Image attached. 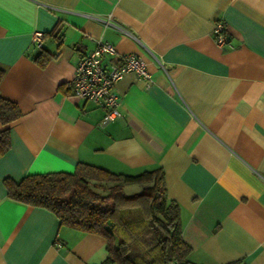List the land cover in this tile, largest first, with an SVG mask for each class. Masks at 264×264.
Segmentation results:
<instances>
[{
    "label": "crops",
    "instance_id": "0c3cea01",
    "mask_svg": "<svg viewBox=\"0 0 264 264\" xmlns=\"http://www.w3.org/2000/svg\"><path fill=\"white\" fill-rule=\"evenodd\" d=\"M97 39L141 57L151 78L117 81L120 117L102 126V106L71 96ZM0 69V95L21 111L0 155V264L105 259L100 236L6 194L5 179L78 163L124 175L161 168L190 264H264V0H0Z\"/></svg>",
    "mask_w": 264,
    "mask_h": 264
},
{
    "label": "trees",
    "instance_id": "16d2710c",
    "mask_svg": "<svg viewBox=\"0 0 264 264\" xmlns=\"http://www.w3.org/2000/svg\"><path fill=\"white\" fill-rule=\"evenodd\" d=\"M46 61L38 63L43 67ZM3 75L0 69V81ZM20 116L17 104L0 95V124L6 126L0 131V155L10 148L7 125ZM130 185L139 190L126 194ZM4 186L11 200L45 209L60 225L103 238L106 257L99 264H190L179 206L166 196L161 168L124 175L78 163L73 172L5 179Z\"/></svg>",
    "mask_w": 264,
    "mask_h": 264
},
{
    "label": "built area",
    "instance_id": "2783aa9c",
    "mask_svg": "<svg viewBox=\"0 0 264 264\" xmlns=\"http://www.w3.org/2000/svg\"><path fill=\"white\" fill-rule=\"evenodd\" d=\"M212 39L216 46L222 48L228 43V34L223 22L217 21L212 28ZM31 41L41 47L42 34L34 32ZM133 73L147 84L151 78L145 69V62L134 54L118 55L114 47L96 40V46L85 54L74 69L71 79V96L78 100L90 101L105 109L100 126L120 117L119 99L113 88L125 74ZM169 264H178L172 261Z\"/></svg>",
    "mask_w": 264,
    "mask_h": 264
},
{
    "label": "rangeland",
    "instance_id": "374dc122",
    "mask_svg": "<svg viewBox=\"0 0 264 264\" xmlns=\"http://www.w3.org/2000/svg\"><path fill=\"white\" fill-rule=\"evenodd\" d=\"M139 190V186L138 185H130L126 188H124V192L126 194H132L134 192H137Z\"/></svg>",
    "mask_w": 264,
    "mask_h": 264
}]
</instances>
